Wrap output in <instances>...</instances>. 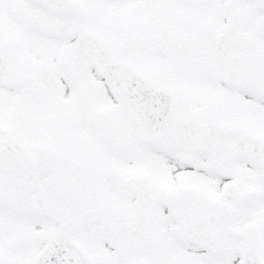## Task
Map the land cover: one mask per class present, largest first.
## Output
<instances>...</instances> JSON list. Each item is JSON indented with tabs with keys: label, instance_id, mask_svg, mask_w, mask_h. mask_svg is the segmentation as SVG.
Listing matches in <instances>:
<instances>
[{
	"label": "snow or ice",
	"instance_id": "snow-or-ice-1",
	"mask_svg": "<svg viewBox=\"0 0 264 264\" xmlns=\"http://www.w3.org/2000/svg\"><path fill=\"white\" fill-rule=\"evenodd\" d=\"M0 264H264V0H0Z\"/></svg>",
	"mask_w": 264,
	"mask_h": 264
}]
</instances>
